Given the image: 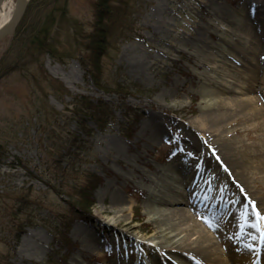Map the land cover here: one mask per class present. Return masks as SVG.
I'll list each match as a JSON object with an SVG mask.
<instances>
[{
    "label": "rangeland",
    "instance_id": "obj_1",
    "mask_svg": "<svg viewBox=\"0 0 264 264\" xmlns=\"http://www.w3.org/2000/svg\"><path fill=\"white\" fill-rule=\"evenodd\" d=\"M8 1L12 4L15 2V0ZM119 1L110 0L112 9L117 8ZM207 1L124 0L126 4L122 6L128 11V21L131 22L128 27L132 30L128 34L121 31L128 27H123V29L112 21L108 22L104 19L101 21V26L107 29L105 38L110 44L107 55H104L105 57L100 58L99 61L102 70L101 84L104 87H106L105 84L110 87L111 83L119 82L138 88L139 93L132 91L124 99L118 98L113 90L108 89L106 93L104 90L98 89L93 80L89 79L79 67L77 56L75 57L73 54H71L72 56L68 54V57H59L61 61L44 54L36 59V62L39 60L38 63L33 62L35 63L33 64L18 54L21 47L20 44L11 40L13 35L0 41V59L5 58L4 63H0V196H2L0 199H4L7 194H10L8 196L10 199L11 196L15 198L29 194L28 202L33 206L28 208L33 213V215L31 214L32 221L24 228L16 229L17 221L8 222L6 219L0 218V264L66 263L69 250L71 251L73 246L76 248L79 245V242H76L71 235L75 227L86 228L90 233H106V229H101L102 227L94 223L100 207L98 193L107 182H113L116 175L127 176L125 178L129 181L120 192L124 198L122 207L126 209L131 206V211H126L122 215L124 223L135 235V240L153 244L151 241H155L157 236L154 235L153 226L144 213L145 197L141 195L142 190H147L143 188H147L149 185L146 184V180L143 181L140 176L135 174L138 171H123L120 168L121 162L114 163L113 153L111 151L108 152L110 155L105 153L102 145L107 140H117L124 149H128L127 155L131 160H133V156H137L136 153H139L142 159L138 155L139 160L134 161L133 164L145 177L151 178L154 169L167 166L168 161L174 159L177 150L178 153L181 151L179 136L184 132L179 123L180 118L183 117L192 122L198 114L202 98L197 92L195 83H192L193 80H197L199 77L202 80L205 76H209L214 85L219 86V82L222 80L226 87H234L244 93L247 87L245 81L251 75V67L255 61H258L254 42L252 43L250 38L253 37L256 30L263 32L264 26L246 22L243 23L246 29L245 33L236 30L230 34L226 24H219L211 16L206 8ZM211 1L214 6L243 15L244 4L256 0ZM30 2L31 0L29 4ZM97 3L98 0H63L54 4L55 9H63L65 19L61 20L57 12L52 11L53 23L60 24V21L64 25L67 21L70 23L69 26L62 25L64 28L58 37L61 48L68 49L70 47L72 39L68 33L70 31L64 30L69 29L73 22L81 25L87 35L97 34L94 33V25L99 15L95 8ZM49 11L48 8L46 13ZM38 13L41 14V10H30L25 17V12L21 22L25 17L24 24L30 23L34 14ZM148 19L149 21H147ZM205 24L211 33L210 36H205L207 43L216 45L222 38L224 43L227 42L226 44L230 46L232 52L238 53L241 58L225 59V63L216 64L217 66H214L215 70L212 72L210 71L213 64L211 61L204 60L197 63L195 61L197 56L191 51L190 44H192V37ZM113 29L115 31H112ZM85 36L82 34L80 38L84 44L88 45L87 37L84 39ZM238 36L245 38L242 46L237 40ZM184 41L187 45L182 44ZM77 51L79 55L81 52L83 54V50L78 49ZM59 52V55L63 54V50L60 49ZM215 52L213 51L211 56L214 63L213 54H216ZM135 55L141 58L143 65H146L141 75L137 74L129 64ZM87 56L88 53H85V57ZM7 63H14L15 67L9 68ZM5 65L7 66L5 67ZM38 66L42 68V73L39 72ZM41 74L55 84V87L60 84L64 93L61 92L54 96L45 87L46 82ZM31 76L35 80L31 79ZM236 77L237 81L234 82L233 79ZM171 80L176 84L177 94L173 93L167 84ZM37 88L42 89V92ZM166 90L172 91L171 96L162 100L160 93ZM79 97H83L86 102L94 106L96 114L103 116V118L100 117L102 121L100 125L103 124L101 130L95 126L92 117L74 115V105L77 104ZM107 109L111 117L103 123L106 120L104 119V110ZM131 109L140 110L141 117L129 130V124L126 123L125 118H131L130 114H133ZM109 113L107 112V114ZM151 118L163 128L165 127L166 139L163 143L148 146L144 143L147 134L140 139V126ZM76 120L78 121L76 122ZM60 127L63 128L59 132ZM82 127L89 131L88 136H85L81 131ZM52 129H57L61 134L65 130L68 134H74L76 138V145L73 149L75 150L74 156H76L74 164L82 173H87L94 178V181L96 180V187L90 197L92 208L89 213L86 212V222L72 220L68 209L71 202L65 194L66 189L54 185L48 190L45 186L46 179H42L40 175V169L44 163L42 147L46 137L48 140L50 132L52 134ZM128 130L130 135L125 141L122 136ZM186 137L188 136L186 135ZM239 140L232 138L230 141L237 144ZM209 148V146L204 147L206 151ZM170 152L173 153L169 154ZM77 156L81 159H77ZM66 163L63 159L62 164L66 165ZM69 164H73V162ZM172 175L177 179L180 178L178 173H172ZM248 177L251 193L256 196L257 201L262 202L261 208L264 215V185L257 183L256 180L253 181L255 179L253 175L249 174ZM77 183L75 186L84 185V179L83 181L80 179ZM179 186L182 187V185ZM114 187L120 189L118 184H115ZM213 194H215L214 191ZM70 196L75 197L72 193ZM0 205L1 207L7 206V204H1V201ZM15 205V208L21 207L22 209L21 203ZM29 212H23L21 215L24 218V215L28 216ZM99 219H103L102 222L106 223L108 218L100 215ZM255 222L259 224V221L255 220ZM262 229H264V224ZM53 230H57L58 233H55L57 237L51 233ZM34 232L41 233L44 240L49 241V244L44 241L43 255L40 259L21 261L22 253L19 251L18 243L25 234ZM99 241L101 244L102 238H99ZM135 246L138 245L135 243ZM135 251L144 261L145 253L141 252L139 248H135ZM94 252L97 257H101L103 253L101 249ZM157 253L160 255V252L157 251ZM97 261L98 258H93L91 261L89 260V264H97Z\"/></svg>",
    "mask_w": 264,
    "mask_h": 264
},
{
    "label": "bare ground",
    "instance_id": "obj_2",
    "mask_svg": "<svg viewBox=\"0 0 264 264\" xmlns=\"http://www.w3.org/2000/svg\"><path fill=\"white\" fill-rule=\"evenodd\" d=\"M206 8L219 24L227 25L230 34L236 30L245 33L243 23L246 22L264 26V0L245 3L243 15L214 6L211 0L207 1ZM15 10V2H0V30ZM210 34L205 24L192 37L190 46L197 63L211 61L212 72L225 59L241 58L222 38L219 44L207 43L205 36ZM237 40L241 46L245 42L240 36ZM250 40L254 42L258 61L251 67L244 93L226 87L222 80L219 86L214 85L209 76L193 80L202 98L198 114L192 122L180 118L184 132L179 136L181 151L177 150L167 166L154 169L151 178L145 177L133 164L139 160V153L132 155L131 160L128 149L117 140H107L102 145L105 153H113L114 163L121 162L123 171H138L135 174L149 185L143 188L148 191L142 190L141 195L145 197L144 213L157 236L151 241L153 244L135 240L124 223L122 215L131 211V206L122 207L124 198L120 192L129 181L127 176L116 175L98 193L100 207L94 223L107 232L90 233L86 228L75 227L71 235L79 245L69 250L68 261L62 264H89L93 258H98L97 264H264V229L258 232L254 221L259 219V226L264 223L262 202L251 193L248 177L253 175V181L264 185V27L263 32L256 30ZM182 44L187 45L185 41ZM213 51H216L215 63L211 59ZM129 64L139 75L146 68L137 55ZM233 80L236 82L237 77ZM167 84L177 94L176 84L172 80ZM172 91L161 92V99L171 96ZM238 93L242 95H235ZM140 127V139L147 134L146 145L165 141V127L152 118ZM232 138L244 140L233 144ZM205 146L210 147L208 151ZM172 173H178L180 178L173 177ZM113 184H118L120 189ZM100 215L108 218L106 223L99 219ZM99 238H102L101 244ZM44 241L41 233L25 234L18 243L21 261L40 259ZM135 248L145 253L144 261ZM100 249L103 253L97 257L94 251Z\"/></svg>",
    "mask_w": 264,
    "mask_h": 264
},
{
    "label": "trees",
    "instance_id": "obj_3",
    "mask_svg": "<svg viewBox=\"0 0 264 264\" xmlns=\"http://www.w3.org/2000/svg\"><path fill=\"white\" fill-rule=\"evenodd\" d=\"M57 1H63V0H31L30 4L28 5V9L26 11L25 17L29 13V11H35L41 10V14H34L33 20H31L30 23L24 24L25 17L23 21L19 24L18 28L16 29L15 33L11 37V40L14 43L20 44V51H18V54L22 55L21 57L25 60H29L32 63H38L39 60L36 59L39 58L41 55H48L52 57L53 59H56L58 61H61V56L68 57L77 56V62L80 66V68L85 72V74L88 76L89 79H92L94 82V85L100 89L104 90L106 92L108 89L113 90L114 94H117L118 98L124 99L126 98L128 94H130L132 91L138 92V88L134 87L132 85H127L119 82L111 83L108 87L105 83L104 87L101 84V69H100V58L102 59L105 57L104 55H107L108 49L110 44L107 43L105 35L106 30L103 26H101V21L107 20L108 22L112 21L120 27H128V25L131 23L128 21V11L124 9L123 4H126L124 0H120L118 3V6L116 9H112L110 6V0H98V3L95 8H97L98 20L96 24L94 25L95 32L97 33L94 36L87 35L83 29L82 26L79 25L76 22H73L71 27L66 28L64 31H70L71 36V43L70 47L68 49L61 48V43L58 40L59 35H61V32L63 30L64 24H56L53 23L52 18V11H56L59 15L60 19H65L63 9H58L54 7V4H57ZM48 8L50 9L49 13H46L48 11ZM44 10V12H43ZM113 11V12H112ZM112 13V14H111ZM104 16V18H103ZM113 19V20H111ZM66 22V21H65ZM121 23V24H119ZM70 23L67 21L66 25L69 26ZM62 26V29L60 28ZM123 28V29H124ZM112 31H115L113 29ZM124 32V34H128L132 30L128 27L127 29L121 30ZM86 35L84 39L87 37L88 45L84 44V42L81 40L80 35ZM63 50V54L59 55V50ZM78 49L83 50L78 54ZM65 50V51H64ZM85 53H88V56L85 57ZM67 55V56H66ZM12 60V59H11ZM10 60V61H11ZM5 58L0 59V63H4ZM88 61V62H87ZM17 62V61H16ZM14 62V63H16ZM2 63V64H3ZM14 63H7L9 64V68L11 66L14 68ZM33 63V64H35ZM5 65V67L7 66ZM8 69V68H7ZM16 69V68H15ZM38 70L40 73H42V68L38 66ZM46 82L45 87L47 90L52 92V94L55 96V94H59L61 92L64 93V91L61 89V85L58 84V87H55V84L48 81L47 77L41 74ZM31 79L35 80L33 76H31ZM36 83V82H35ZM41 86V85H40ZM43 87V86H41ZM40 92H42V89L37 88ZM107 93V92H106ZM44 103V100H42ZM96 109L94 106L90 105L83 97H79L77 99V104L74 105L73 113L77 116H87L92 117L95 126L101 130L102 125L100 123L102 122L100 120V117L103 118V116L99 115L98 113H95ZM91 112V114H90ZM108 109L104 110V122L108 121V119L111 117ZM131 112L133 114L131 115V118L126 120V123L129 124V130L130 127L137 121L138 118L141 117V111L140 110H134L131 109ZM88 113V114H86ZM107 114V115H106ZM87 115V116H86ZM78 120H76L77 122ZM49 122V121H48ZM47 122V123H48ZM46 123V124H47ZM45 126L49 127V125ZM59 127V125H58ZM128 127V126H127ZM63 127L59 128L62 129ZM125 129V127H123ZM57 131V129H55ZM54 129H52V134L50 132V137L47 140H45V144L42 147L43 154H44V163L42 164V167L40 169V175L42 179H46V188L50 190L54 187V185H58L63 189H66L65 194H67V198L70 199V207L69 212L70 216L75 220H79L82 222L87 221V213L90 212V209L92 208V200L90 199L92 192L94 191L96 187V180L94 181V178L87 175V173H82L78 167L74 164V159L76 156H74L75 150V143L76 138L74 137V134L70 133L65 130L62 134L58 131L56 132ZM129 130L127 133L123 134L122 138L126 141L130 135ZM81 131L85 134V136H88V132L83 127L81 128ZM72 143V144H70ZM41 145V146H42ZM65 159L66 165L62 164V160ZM77 159H81V157L77 156ZM73 162V164H69ZM63 165V166H62ZM84 179V185L82 186H75V184H78L77 182L79 180ZM75 195V197H71L70 194ZM6 194V193H5ZM10 194H7L4 199H0L1 204H7L5 207H1L0 205V218L2 220L6 219L9 221H17V224H15L16 229L24 228L26 225L29 224L32 220V211L31 208L32 203L28 202L29 194L26 195H20L13 198L11 196L8 197ZM13 195V194H12ZM70 196V198H69ZM2 198V196H0ZM26 201V202H24ZM22 204L21 207L15 208V204ZM27 209V210H26ZM30 211L28 216L21 215V213ZM87 212V213H86ZM32 214V215H31ZM17 218V219H16ZM22 218V219H20ZM6 221V222H7ZM68 223V221H67ZM4 225V224H3ZM64 225V224H63ZM51 233H54L53 236L57 237L55 233H58L57 230L51 231Z\"/></svg>",
    "mask_w": 264,
    "mask_h": 264
},
{
    "label": "water",
    "instance_id": "obj_4",
    "mask_svg": "<svg viewBox=\"0 0 264 264\" xmlns=\"http://www.w3.org/2000/svg\"><path fill=\"white\" fill-rule=\"evenodd\" d=\"M3 0H0L2 2ZM30 0H15V12L8 23L0 30V41L11 37L20 24Z\"/></svg>",
    "mask_w": 264,
    "mask_h": 264
}]
</instances>
